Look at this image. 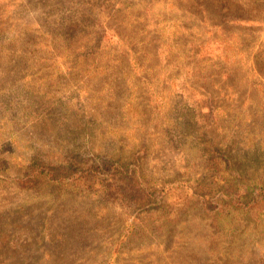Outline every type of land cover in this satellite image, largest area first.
<instances>
[{
  "label": "rangeland",
  "instance_id": "obj_1",
  "mask_svg": "<svg viewBox=\"0 0 264 264\" xmlns=\"http://www.w3.org/2000/svg\"><path fill=\"white\" fill-rule=\"evenodd\" d=\"M194 1L0 0V264H264V0Z\"/></svg>",
  "mask_w": 264,
  "mask_h": 264
},
{
  "label": "trees",
  "instance_id": "obj_2",
  "mask_svg": "<svg viewBox=\"0 0 264 264\" xmlns=\"http://www.w3.org/2000/svg\"><path fill=\"white\" fill-rule=\"evenodd\" d=\"M194 2L198 7H200L199 10L204 9L205 11L206 10L205 7L207 3H210L211 6H214L215 8H220V10H218V13H215V15H218V16H213L215 18H209V20L211 22H214V25H212V30H215L214 35L216 36V34L219 32L217 36H219V38L220 37L224 38L223 40H221V42L219 41V43L223 45L224 43L228 44L232 40L231 29L243 27L244 25L248 24L250 21V19L246 18L245 16L241 14L232 13L229 5H221L219 3H216V0H195ZM131 17H133L132 13H131ZM137 17L138 18L136 20H132L130 22L131 26H134L135 24H139L138 21L146 22V20H143L141 16H137ZM128 21H129L128 18L124 17V19L121 22L125 24L124 26H126L129 23ZM201 21H204V20L202 19ZM226 22L228 24H226ZM110 38L113 41L121 40V37L118 33L111 34ZM196 53H198V50H196L195 54ZM112 61L113 62H129V58H118V59L109 58L108 62L106 63L108 66L107 68L100 67L101 66L100 62H98V65H97V62L95 61V66H96L95 71L101 70V73L103 74V77H102L103 84L107 88H109L107 91L108 96H109V101L110 102L124 101L121 98H119V94L121 93V90L124 89L123 83L119 82L118 80L119 78H121V74L118 75L115 70L112 71L111 73L107 72L108 68H110L108 63H111ZM89 68H91V65H88L85 68V65L83 64V62H80L78 66L71 68V69L80 70L82 73H86L87 71L90 72ZM111 161H112L111 169L116 170L119 168L126 167V164L123 163L122 158H116ZM47 162L48 161L45 160L41 162L40 164L36 165L35 167L33 166L30 169L28 168L29 171L26 172L25 176L21 178V180L19 181V185L22 188H26V187L38 185L40 183H44L46 181H49L55 184H60V185L78 184L80 182L78 172L72 173V174H69V172H64V173L55 172L56 170L53 169V162H50V163H47ZM106 165L108 164L106 163ZM137 176H138L137 171L130 170V168H127V172L124 175V177H126V183H125L126 185L123 187L122 186L117 187L114 184H110L109 185L110 189H113L114 191L121 193L125 198H130L132 196L130 193L131 190H129L130 188L135 189V186H136L137 190H140V188L136 184ZM242 190H245L246 192H248V190L245 188L239 189V191H242ZM255 198H256V195H255ZM263 200H264V193H263L262 199L259 200L258 202L261 203ZM258 206L259 205H257V207ZM256 211L257 213L260 212L259 216L264 218V206H259L256 209Z\"/></svg>",
  "mask_w": 264,
  "mask_h": 264
}]
</instances>
